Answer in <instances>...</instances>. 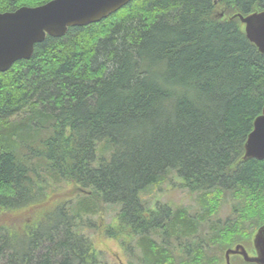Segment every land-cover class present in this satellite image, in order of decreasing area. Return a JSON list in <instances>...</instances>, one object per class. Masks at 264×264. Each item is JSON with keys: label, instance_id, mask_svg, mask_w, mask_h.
Wrapping results in <instances>:
<instances>
[{"label": "trees", "instance_id": "trees-1", "mask_svg": "<svg viewBox=\"0 0 264 264\" xmlns=\"http://www.w3.org/2000/svg\"><path fill=\"white\" fill-rule=\"evenodd\" d=\"M48 1L0 0V13ZM256 9L264 0H131L0 71V264H102L86 228L111 204L105 233L129 264H220L251 243L264 159L240 158L264 107V54L227 16ZM171 173L195 213L142 201ZM70 185L83 192L68 200ZM226 200L233 216L218 221Z\"/></svg>", "mask_w": 264, "mask_h": 264}, {"label": "water", "instance_id": "water-1", "mask_svg": "<svg viewBox=\"0 0 264 264\" xmlns=\"http://www.w3.org/2000/svg\"><path fill=\"white\" fill-rule=\"evenodd\" d=\"M130 0H50L37 6H21L0 13V71H7L15 61L29 59L35 44L47 35L61 37L71 26H83L101 21L125 6ZM229 20L238 18L248 38L264 54V10L248 14L236 12ZM264 159V107L255 118L240 161ZM254 252L243 243L224 251L220 264H233L240 256L247 263L264 264V224L252 236Z\"/></svg>", "mask_w": 264, "mask_h": 264}, {"label": "rangeland", "instance_id": "rangeland-1", "mask_svg": "<svg viewBox=\"0 0 264 264\" xmlns=\"http://www.w3.org/2000/svg\"><path fill=\"white\" fill-rule=\"evenodd\" d=\"M221 14L223 15V12ZM22 118L23 115H18L11 118V121H19ZM97 154L100 155V149ZM180 181L181 179L178 175L176 177L175 173H171L167 181L163 184L156 187L153 186L148 191H143L141 193V199L143 202L146 201V204L152 208L160 201L170 203L174 206H186L191 212L195 213L199 209L196 194H191L187 189L181 187ZM63 192L65 194L64 196L68 200H71L83 192V190L80 187L70 185ZM232 209V201H224L216 216V220L224 221L232 217L234 213ZM118 211L119 208L115 204L104 206L103 210L93 217L94 223L92 226L86 228V233L92 240L95 249L101 252L100 259H102V264H129L130 260L135 261L136 258L134 252L130 253V251H126L120 241L107 236L105 233L108 226L116 223ZM245 245L249 248L250 252H254L252 241L248 245ZM222 259H224V253L222 254Z\"/></svg>", "mask_w": 264, "mask_h": 264}, {"label": "bare ground", "instance_id": "bare-ground-1", "mask_svg": "<svg viewBox=\"0 0 264 264\" xmlns=\"http://www.w3.org/2000/svg\"><path fill=\"white\" fill-rule=\"evenodd\" d=\"M131 1V0H130ZM122 8V7H121ZM120 9V8H119ZM264 10V9H263ZM244 14V13H243ZM248 14V13H247Z\"/></svg>", "mask_w": 264, "mask_h": 264}]
</instances>
